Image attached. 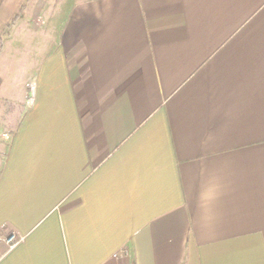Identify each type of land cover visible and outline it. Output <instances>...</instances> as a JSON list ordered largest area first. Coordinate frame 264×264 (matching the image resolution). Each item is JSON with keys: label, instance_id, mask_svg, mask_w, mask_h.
Listing matches in <instances>:
<instances>
[{"label": "crops", "instance_id": "0c3cea01", "mask_svg": "<svg viewBox=\"0 0 264 264\" xmlns=\"http://www.w3.org/2000/svg\"><path fill=\"white\" fill-rule=\"evenodd\" d=\"M0 264H264V0H0Z\"/></svg>", "mask_w": 264, "mask_h": 264}, {"label": "built area", "instance_id": "2783aa9c", "mask_svg": "<svg viewBox=\"0 0 264 264\" xmlns=\"http://www.w3.org/2000/svg\"><path fill=\"white\" fill-rule=\"evenodd\" d=\"M22 239L23 236L16 231L8 233L0 232V243L6 244L9 248L15 247Z\"/></svg>", "mask_w": 264, "mask_h": 264}]
</instances>
